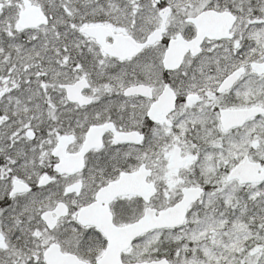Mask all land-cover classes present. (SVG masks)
I'll list each match as a JSON object with an SVG mask.
<instances>
[{
	"label": "snow or ice",
	"instance_id": "6c2138e0",
	"mask_svg": "<svg viewBox=\"0 0 264 264\" xmlns=\"http://www.w3.org/2000/svg\"><path fill=\"white\" fill-rule=\"evenodd\" d=\"M0 264H264V0H0Z\"/></svg>",
	"mask_w": 264,
	"mask_h": 264
}]
</instances>
